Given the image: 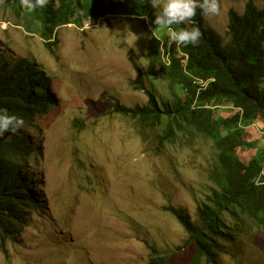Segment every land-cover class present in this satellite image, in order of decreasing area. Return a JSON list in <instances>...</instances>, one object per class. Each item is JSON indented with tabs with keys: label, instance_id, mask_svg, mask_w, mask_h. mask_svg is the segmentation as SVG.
Instances as JSON below:
<instances>
[{
	"label": "rangeland",
	"instance_id": "rangeland-1",
	"mask_svg": "<svg viewBox=\"0 0 264 264\" xmlns=\"http://www.w3.org/2000/svg\"><path fill=\"white\" fill-rule=\"evenodd\" d=\"M4 1L0 57L11 63L28 59L44 69L58 105L27 131L36 134L38 152L28 166L46 208L31 211L15 237L0 239V264H149L153 248L171 258L166 264H193L195 248L165 208L185 210L196 221L213 186L214 146L199 138L191 144L180 134L159 150L160 128L143 136L134 120L114 113L117 103H148L147 94L132 85L138 79L133 61L156 79L154 85L145 76L147 88L170 98L167 83L150 69L152 50L165 44L159 25L146 18V29L139 21L108 16L81 29L59 28L58 45L50 49L19 25ZM250 1L264 6V0H219V15L205 17L208 26L226 39L231 10L242 15ZM159 10L158 4L154 17ZM253 128L247 139L264 149V121ZM256 152L244 146L239 156L249 161ZM221 261L264 264V229L239 233Z\"/></svg>",
	"mask_w": 264,
	"mask_h": 264
},
{
	"label": "trees",
	"instance_id": "trees-1",
	"mask_svg": "<svg viewBox=\"0 0 264 264\" xmlns=\"http://www.w3.org/2000/svg\"><path fill=\"white\" fill-rule=\"evenodd\" d=\"M4 6L19 25L38 34L50 49L58 45V29L64 26L81 29L87 21L98 24L102 18L122 16L149 29L145 19H155L152 0H47L45 7L31 11L22 7L20 0H5ZM193 26L201 31L196 46H169L171 31ZM158 37L165 44L152 50L150 69L167 83L170 98L149 90L145 76L154 85L156 79L133 61L138 79L132 85L147 94L148 103L135 108L117 103L114 113L134 120L143 136L160 128L159 150L180 134L191 144L196 138L212 143L217 152L209 172L213 186L197 208L196 221L185 210L165 209L188 233V243L196 251L193 264L202 260L221 264L220 253L239 233L251 227L264 229V149L257 140L247 139L249 127L264 121V6L259 8L250 1L242 15L231 10L226 39L208 26L199 9L184 24L159 26ZM50 84L51 78L31 60L11 63L0 57V109L23 117L25 127L58 105ZM225 108L230 112L228 117L221 115ZM23 129L0 137L3 242L18 233L19 224L27 225L31 211L44 208L39 185L28 166L36 149ZM244 146L257 150L249 161L239 156ZM1 249L6 254L4 247ZM152 252L150 264L171 260L155 248Z\"/></svg>",
	"mask_w": 264,
	"mask_h": 264
},
{
	"label": "clouds",
	"instance_id": "clouds-1",
	"mask_svg": "<svg viewBox=\"0 0 264 264\" xmlns=\"http://www.w3.org/2000/svg\"><path fill=\"white\" fill-rule=\"evenodd\" d=\"M20 3L22 7L31 11L37 8L45 7L47 4V0H20ZM158 4L160 5V10H159V13L155 16V19L153 22L159 26H171L173 24H176V25L184 24L185 22L189 21L193 16L196 15L197 9H199L200 14L205 17L217 16L219 15L221 11L219 0H163L162 3H161V0H152V6L154 8L157 7ZM200 37H201V31L198 27H195V26L191 28L185 27L179 31H171L168 37V43L170 47L173 43L177 46L179 45H184L185 47H187L188 45L196 46L200 41ZM42 70L44 71V69ZM44 72L47 74L46 71ZM50 89H51V86H50ZM226 110H228V108H225L224 111ZM224 111H222L221 115L222 116L226 115L228 117L230 115V112L227 111L225 113ZM45 115H43L42 117H44ZM37 120H39L38 117L34 119L32 125H28L27 127H25V120L23 117L17 114H14V113L10 114L6 109H0V137H4L5 133L18 134L20 130L25 127L23 129L25 134L30 135L34 142V148L36 149V151L33 153L34 155L36 152H38L37 144H36L37 140L35 139L36 134H31V133H28L27 131L29 129L34 128V126L37 123ZM34 180L37 181V179H34ZM38 192L42 196V200L44 202L43 203L44 208L37 210V211H44V209L46 208L45 207L46 202L44 201V196L41 194L42 190L40 189V187L38 189ZM13 237H15V235ZM233 244H234V241L228 243L226 247H224L223 252H227V247ZM223 252L220 253V261H221V254ZM160 255L162 256L161 253ZM152 258L153 256L151 257V259ZM203 263H205L204 260L201 261V264ZM221 264H222V261H221Z\"/></svg>",
	"mask_w": 264,
	"mask_h": 264
},
{
	"label": "crops",
	"instance_id": "crops-1",
	"mask_svg": "<svg viewBox=\"0 0 264 264\" xmlns=\"http://www.w3.org/2000/svg\"><path fill=\"white\" fill-rule=\"evenodd\" d=\"M257 122H258V121H257ZM255 125H256V123L251 127L252 131H254V128H253V127H255Z\"/></svg>",
	"mask_w": 264,
	"mask_h": 264
}]
</instances>
